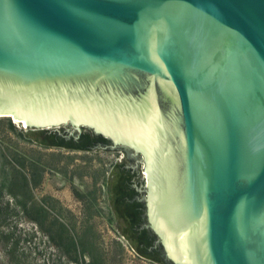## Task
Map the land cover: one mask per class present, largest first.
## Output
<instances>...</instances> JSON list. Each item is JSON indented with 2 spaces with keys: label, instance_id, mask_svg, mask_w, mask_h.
Wrapping results in <instances>:
<instances>
[{
  "label": "water",
  "instance_id": "water-1",
  "mask_svg": "<svg viewBox=\"0 0 264 264\" xmlns=\"http://www.w3.org/2000/svg\"><path fill=\"white\" fill-rule=\"evenodd\" d=\"M0 117L140 154L167 263L264 264V0H0Z\"/></svg>",
  "mask_w": 264,
  "mask_h": 264
},
{
  "label": "rangeland",
  "instance_id": "rangeland-1",
  "mask_svg": "<svg viewBox=\"0 0 264 264\" xmlns=\"http://www.w3.org/2000/svg\"><path fill=\"white\" fill-rule=\"evenodd\" d=\"M11 122L16 128H26L12 118ZM63 128H69V125H61L58 129ZM0 150L5 153V158L0 154V206L7 207L9 213L0 230H14L21 236L12 260L5 259L0 249V264H85L91 259L86 255L72 262L58 256L32 219L35 217L40 218L44 230L54 229L53 222H57L79 235L81 244L91 253L95 264H156L139 257L117 232L105 181L109 168L121 158V153L104 148L87 151L43 148L20 138L7 128L3 119L0 121ZM13 153L18 156L15 158ZM20 156L25 158L24 166L19 161ZM11 167L17 174L27 175L29 190L23 187L21 177L17 175L12 191L6 189L5 175ZM12 196H30L33 207L29 214L32 218L24 217L14 208ZM38 206L45 210L40 216L36 213ZM26 233H31V238L24 239Z\"/></svg>",
  "mask_w": 264,
  "mask_h": 264
},
{
  "label": "flooded vegetation",
  "instance_id": "flooded-vegetation-1",
  "mask_svg": "<svg viewBox=\"0 0 264 264\" xmlns=\"http://www.w3.org/2000/svg\"><path fill=\"white\" fill-rule=\"evenodd\" d=\"M72 131H74L72 133ZM82 133L89 135L88 139L82 138ZM61 135L73 145L74 150L85 151L96 149L98 143H108L101 135L94 134L87 128H80L78 132L63 128ZM121 153V158L115 161L107 172L105 181L107 200L116 222L118 230L126 241L135 246L140 252L152 259L162 260L166 264L161 246L152 231L147 219L146 201L147 180L144 163L140 154L127 150H114Z\"/></svg>",
  "mask_w": 264,
  "mask_h": 264
},
{
  "label": "trees",
  "instance_id": "trees-1",
  "mask_svg": "<svg viewBox=\"0 0 264 264\" xmlns=\"http://www.w3.org/2000/svg\"><path fill=\"white\" fill-rule=\"evenodd\" d=\"M5 120L6 126L9 130L16 132L18 136L24 140L31 141L34 144L43 147V148H64L68 150H74L69 141H67L64 136L61 135V130L52 129V128H31L26 127L23 129L22 127L16 128L14 123L11 122L10 117H2L1 120ZM89 135L87 133H82V138L88 139ZM102 140H105L103 136H100ZM85 150V148H83ZM0 154L3 155L5 158V153H2L0 150ZM14 157L16 158L18 155L13 153ZM19 161L24 166L25 158L20 156ZM15 175L21 177L23 187L26 189H30L29 187V178L26 174L21 172H15V169L13 167L8 168L6 172V180L8 181L7 184H5L6 189L11 192L12 186L16 183L13 180L16 178ZM16 180V179H15ZM3 183V182H2ZM1 183V184H2ZM5 183V182H4ZM3 183V184H4ZM27 190V191H28ZM26 193V192H25ZM14 199V208L22 212V215L27 218H32L29 214V209L32 208V199L30 196H12ZM31 205V206H30ZM45 210L43 207L38 206L36 209V213L38 216H40L42 213H44ZM9 213L7 212V207L1 208L0 206V225H4V223L7 222V217ZM36 225H38L39 230L41 231L42 235L45 236L46 240L53 245L55 251L57 252L58 256H64L67 258V260L72 262H77L78 257H86V255H90L91 259L88 260L85 264H95L94 258L91 256V253L89 251H86L80 242V237L77 234H74L73 232L66 229V227L62 223L53 222L54 229L49 228L47 230H44L42 227V221L40 218L35 217L32 218ZM57 223V224H56ZM118 234L121 236L122 239L125 240L127 245L139 256L142 258L149 259L150 261L156 263V264H166L162 260H156L152 259L149 256L143 254L140 252L135 246L128 243L126 239L123 237L122 233L117 230ZM24 239L31 238L32 234L26 233L24 234ZM20 235H17L14 230H6L1 231L0 230V249L5 259H10L15 257V250L18 246V243L20 241ZM119 249H122L121 244L119 242H116Z\"/></svg>",
  "mask_w": 264,
  "mask_h": 264
},
{
  "label": "bare ground",
  "instance_id": "bare-ground-1",
  "mask_svg": "<svg viewBox=\"0 0 264 264\" xmlns=\"http://www.w3.org/2000/svg\"><path fill=\"white\" fill-rule=\"evenodd\" d=\"M84 118V117H83ZM86 119H88L89 121H94L96 122L97 124H99L100 126L104 127L105 124H103L102 122L98 121V120H95V119H90V117H85ZM24 126V125H23ZM110 128V127H109ZM111 129V128H110ZM117 135L119 137H124L125 139H132L133 141L137 142V143H141V139L142 140H146V138L148 137L147 135V132H141V133H138L137 135H129L127 132H121V131H118L116 132Z\"/></svg>",
  "mask_w": 264,
  "mask_h": 264
}]
</instances>
